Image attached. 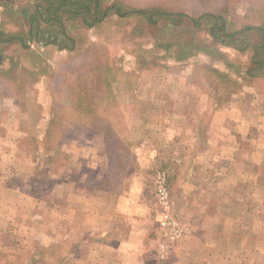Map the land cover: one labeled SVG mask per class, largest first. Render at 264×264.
Here are the masks:
<instances>
[{"label":"rangeland","instance_id":"obj_1","mask_svg":"<svg viewBox=\"0 0 264 264\" xmlns=\"http://www.w3.org/2000/svg\"><path fill=\"white\" fill-rule=\"evenodd\" d=\"M100 1L187 16L66 17L29 40L40 0H0L1 38L29 44L0 43V264H130V225L135 264H264V0Z\"/></svg>","mask_w":264,"mask_h":264},{"label":"trees","instance_id":"obj_2","mask_svg":"<svg viewBox=\"0 0 264 264\" xmlns=\"http://www.w3.org/2000/svg\"><path fill=\"white\" fill-rule=\"evenodd\" d=\"M72 1V2H71ZM89 4L87 6L77 7V2L75 0H40L37 3L35 9L32 12H29L27 8H23L22 15L23 17L27 18L28 22V36L29 40L33 39L32 37L36 32H38L39 28L42 24L48 25H57L61 33H63L64 29L62 27L63 19L68 18H76L79 17L83 24L87 27H90L94 24H97L103 21L110 12L115 13L118 16H124L128 13V11L144 15L149 19V22L154 23L155 20L152 18L155 14H166V15H173L176 14L177 16H187L184 12L178 13H171V12H163V11H156L146 13L144 10L132 9V10H123L118 5H110L107 7H103L100 3V0H88ZM75 2V3H74ZM209 15V14H208ZM211 19L215 20L216 18L221 21L220 26L217 27L219 30L223 31L224 35H228L229 37H233L235 34L239 33L242 30H248L252 27H245L239 31L226 34L225 32V19L222 16H218L216 14H210ZM195 26H199V18L195 17H186ZM216 24V23H215ZM260 28V27H259ZM264 31V29H262ZM0 35H3L0 32ZM13 40L20 41L21 45L24 48H28L29 44L24 40L21 36H8L6 38H1L0 36V43L10 42ZM1 55H0V64H1Z\"/></svg>","mask_w":264,"mask_h":264},{"label":"crops","instance_id":"obj_3","mask_svg":"<svg viewBox=\"0 0 264 264\" xmlns=\"http://www.w3.org/2000/svg\"><path fill=\"white\" fill-rule=\"evenodd\" d=\"M24 48V47H23ZM0 55L2 57V53L0 52ZM4 67V59L2 57L1 64H0V70H2ZM120 209V208H119ZM123 209V208H122ZM122 211L121 209L119 210ZM130 213H135L132 210L129 211ZM136 226L130 225L129 231L127 233V237L123 239L118 246V249L125 252L127 256V261H129L130 264H135L137 260L143 259V249L147 240V236L145 234H136ZM111 231V228L108 230V232ZM105 245L102 250H106V247L109 246V243L103 242ZM108 255H113V252H108Z\"/></svg>","mask_w":264,"mask_h":264},{"label":"built area","instance_id":"obj_4","mask_svg":"<svg viewBox=\"0 0 264 264\" xmlns=\"http://www.w3.org/2000/svg\"><path fill=\"white\" fill-rule=\"evenodd\" d=\"M158 197L159 201L163 203H167L168 200V191L165 187V176L164 174L161 176H158ZM160 225L163 227L165 230L168 231L169 237L170 238H176L179 237L183 234L188 233L189 228L183 224L180 223L177 219L175 218H170L167 216H164L160 220ZM163 249V248H162Z\"/></svg>","mask_w":264,"mask_h":264}]
</instances>
